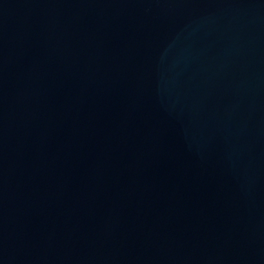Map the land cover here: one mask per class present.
I'll return each instance as SVG.
<instances>
[{"label":"water","instance_id":"1","mask_svg":"<svg viewBox=\"0 0 264 264\" xmlns=\"http://www.w3.org/2000/svg\"><path fill=\"white\" fill-rule=\"evenodd\" d=\"M0 264H264V0H0Z\"/></svg>","mask_w":264,"mask_h":264}]
</instances>
